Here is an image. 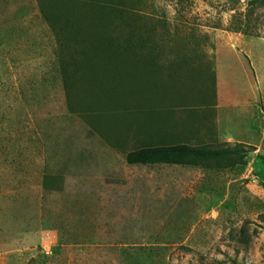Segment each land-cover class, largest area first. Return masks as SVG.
<instances>
[{
    "label": "rangeland",
    "instance_id": "obj_1",
    "mask_svg": "<svg viewBox=\"0 0 264 264\" xmlns=\"http://www.w3.org/2000/svg\"><path fill=\"white\" fill-rule=\"evenodd\" d=\"M0 264H264V0H0Z\"/></svg>",
    "mask_w": 264,
    "mask_h": 264
},
{
    "label": "trees",
    "instance_id": "obj_2",
    "mask_svg": "<svg viewBox=\"0 0 264 264\" xmlns=\"http://www.w3.org/2000/svg\"><path fill=\"white\" fill-rule=\"evenodd\" d=\"M131 48L134 49V47L131 45L126 47L125 50H132ZM71 74L74 76L76 73L75 71H72ZM64 87L66 89L67 97L72 100V95L68 91V85H65ZM69 108L73 110V107L71 105L69 106ZM254 149L255 147L253 145L241 142H235L232 145L221 143L217 146L199 147L190 146L183 143L171 145L140 146L128 151L125 154V161L128 164H192L198 160L213 159L218 157H232L238 161H243L246 153ZM47 178L48 175H45L42 181V186L45 188H56L48 185Z\"/></svg>",
    "mask_w": 264,
    "mask_h": 264
},
{
    "label": "crops",
    "instance_id": "obj_3",
    "mask_svg": "<svg viewBox=\"0 0 264 264\" xmlns=\"http://www.w3.org/2000/svg\"><path fill=\"white\" fill-rule=\"evenodd\" d=\"M230 137V136H229Z\"/></svg>",
    "mask_w": 264,
    "mask_h": 264
}]
</instances>
